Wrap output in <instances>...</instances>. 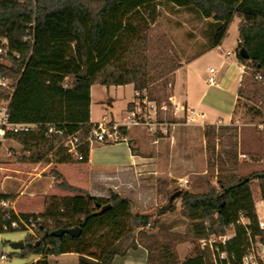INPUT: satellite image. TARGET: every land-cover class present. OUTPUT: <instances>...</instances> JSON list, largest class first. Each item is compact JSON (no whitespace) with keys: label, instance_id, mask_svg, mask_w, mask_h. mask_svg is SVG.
<instances>
[{"label":"trees","instance_id":"obj_1","mask_svg":"<svg viewBox=\"0 0 264 264\" xmlns=\"http://www.w3.org/2000/svg\"><path fill=\"white\" fill-rule=\"evenodd\" d=\"M160 3L213 19L207 31L205 51L220 45L229 25L235 18L239 19L235 54L244 65V74L238 96L244 94L246 68L254 75L264 76V0H0L3 50L0 77L8 78L14 85L11 96L8 89L0 86V99L11 97L8 105L11 121L40 124L35 130L12 133L7 138L20 143L28 151L29 160L50 162L49 154L55 163L87 160L92 84L132 83L135 98L159 103L166 97L165 88L171 82L169 75L180 65L170 66L169 57L154 53L149 43L148 26L155 19ZM3 39L6 43H2ZM240 48L245 49L246 56L240 53ZM258 92L254 89V93ZM49 125H55L63 134L45 136ZM232 129L215 124H206L203 129L207 172H212L215 185L208 183L206 191L201 193L174 191L157 215L172 212L175 209L172 198H179V213L188 222L180 239L222 235L225 228L233 226V237L219 248L240 258L248 231L251 237L259 235L264 240L249 188V180L257 178L264 198V170L239 172L236 142L216 152L214 140L221 138L220 131H229L226 137L231 139L235 136L230 133ZM126 130L122 128V133L126 134ZM75 132L80 141L81 161L66 153L61 143L64 136ZM52 174L58 180V187L75 194L50 196L40 213L16 214L10 210V218L6 219L5 211L0 210V233L13 230L9 228L12 219L31 220L40 239H36L34 232L29 234L22 254L39 255L33 264H50L49 256L66 253L77 254V264H111L116 255L125 252L124 242L134 229L151 226L149 214L132 213L130 199L112 191L106 198L95 197L68 185L55 169ZM7 197L0 194V199ZM107 204L109 208L99 213ZM241 215L248 220L244 225L240 222ZM71 227H78L80 234L49 235L52 230ZM101 229L106 230L110 241L99 243L94 239L95 231ZM132 245L134 242L129 244ZM157 258L159 264H212L210 255L199 250L178 260L167 243L160 247Z\"/></svg>","mask_w":264,"mask_h":264},{"label":"rangeland","instance_id":"obj_2","mask_svg":"<svg viewBox=\"0 0 264 264\" xmlns=\"http://www.w3.org/2000/svg\"><path fill=\"white\" fill-rule=\"evenodd\" d=\"M155 15V19L152 23H149L147 30L148 38L150 39L149 43L154 53L169 57L170 66L188 62L205 51L208 46L207 31L211 27L210 24L213 23L212 18H204L188 9L165 3L157 5ZM237 22L238 19L235 18L229 25L227 36L223 41V48L225 49L237 45ZM1 61L8 64L7 60L3 59ZM217 63V56L212 57L207 54L192 64L193 75H195L198 89L204 88L206 66L209 64L217 65ZM245 73V80L242 83L244 96L242 95L237 99L225 122L222 121L215 124L216 126L233 127L234 129L230 133L232 135L235 134V136L228 139L226 135L229 131H220L222 136L220 139L216 138L214 140V147L216 152H218L229 146L230 142H236L237 169L239 172L247 174L252 171L261 172L264 170V76L258 78V73L254 75L251 69L248 68H246ZM169 79L171 82L165 88L167 95L163 100L159 103L147 100L142 103V115H152L157 121L163 122L165 126H156L154 132L149 131L147 127L136 126L140 129V134H150L152 136L170 135L174 128L177 130L190 127V124L183 123L182 113L175 112L168 100L169 95H176L174 94L173 73L169 75ZM254 89H258L259 92L254 93ZM96 95L98 96V92H96ZM205 125L202 127L204 128ZM163 128H166V131ZM194 134L191 135L192 138L189 141H183L182 138L177 140L173 153L176 161L175 170L173 171L174 177L164 172L166 170L164 164L166 157L162 153L165 152L166 145L164 143L158 144V150L161 153L158 161L155 162L158 167L151 171L152 176L143 178L145 182L142 185L143 187L141 186L144 191L149 190L148 193L152 189L156 194V198L151 202L149 200L146 201L142 205L143 209L137 208L138 205L134 204L131 207L132 213L144 211V214H149L151 216V226L156 224L159 208L167 204L169 196L174 191L188 190L193 193H201L206 191L208 183L215 185V178L212 176V172H207L205 139L202 138L200 145L196 136L197 133ZM203 152L205 154L204 158ZM28 156V151L24 150L17 141L5 140L0 142V193L7 192L13 197L20 195L23 191L25 193L17 203L18 208L23 211H38L42 200V193L39 190V176L51 175L55 166L51 165L49 168L42 170L47 161L32 162L28 159ZM200 156L202 161L199 167L195 162ZM47 158L52 163H55L53 162V156L50 154ZM188 161L191 164V171L185 177L187 183L184 184L182 179L184 176L183 169L180 168L178 163H187ZM259 183L257 178L249 180V188L255 204L256 214L262 215L264 213V198L261 197ZM36 185L38 186L36 187ZM32 186L35 188H32ZM27 190L28 193L31 192L33 194V199L23 197L26 196L25 194L28 195L26 193ZM71 192L75 193L74 191ZM173 203L178 208L180 199L176 198ZM240 218L248 221L243 215ZM182 223L183 221L181 220L176 221L177 229H134L132 236L124 242L125 252L121 255H116L111 264H159L158 253L160 247H163L166 243L167 247L174 251L178 260H183L198 250L210 255L211 252L208 249L201 248L199 239L190 237H182L180 239V235L186 233L187 219L185 226ZM233 229V226H229L225 228L224 233L233 232ZM140 230L141 234L138 233ZM32 232L36 234L34 227L30 230L13 229L1 232L0 254L5 253L8 258L0 260V264H33V260L37 257L36 254H22V249H14L10 245L12 242L24 243ZM36 235V239H40V236ZM213 236L217 237L218 235L211 234L207 237ZM103 238L105 241L102 240ZM94 239L99 240V243L110 241L105 229L96 230ZM254 240L256 242H264L259 235H255ZM130 242H134V245L129 246ZM168 243H171L170 246ZM48 261L50 264H77L78 262L77 256L70 253L49 256Z\"/></svg>","mask_w":264,"mask_h":264},{"label":"crops","instance_id":"obj_3","mask_svg":"<svg viewBox=\"0 0 264 264\" xmlns=\"http://www.w3.org/2000/svg\"><path fill=\"white\" fill-rule=\"evenodd\" d=\"M223 41L220 45L206 50L192 60L181 63L173 72L174 94L177 95L174 96L179 100L176 99L203 113V117L197 123L188 124L190 126L188 128H180L177 130L174 128L170 135L158 136H152L150 134L143 135L140 134L138 127H130L126 130V140L112 143H90L88 158L84 162L52 163L50 161L45 164L42 170L53 165L62 179L72 187L86 191L92 196L104 198L108 197L110 191H112L122 197L130 199L132 205H138L137 208L143 209L142 205L146 201L149 200L151 202L156 198V194L152 189L148 193L149 190L144 191V189H141V186L145 182L143 178L152 176L151 171L158 167L155 164L158 161L159 154H161L158 150V144L164 143L166 145L165 152L162 153L166 157L164 160L166 170L164 172L174 177L173 171L175 170L176 161L173 153L177 140L182 138L183 141H189L192 138L191 135L197 133L198 143L201 145L202 138H204V128L202 126L204 124L225 122L239 98L237 91L241 85L242 75L244 74V65L238 61L235 54L238 45V31L237 45L225 49L223 48ZM207 54L212 57L217 56L218 63L217 65L209 64L206 66L204 81L209 75V68L213 67L215 69L217 85L208 86L205 81L204 88L198 89L195 75H193L192 64ZM96 92H98V96ZM134 99L135 91L132 83L110 86L92 84L90 86L89 120L91 123H96L102 119L117 120L124 112L130 109L131 105L133 107ZM5 140L12 139L6 138ZM202 154L204 158V152ZM201 161L202 158L200 156L195 162L196 165L200 167ZM178 164L183 169L184 176L182 179L185 181V177L190 174L191 164L189 161ZM39 177V190L42 193V200L40 201V209L38 211H23L18 208L17 203L25 193L23 191L20 195L13 197L7 192L0 193L8 196L2 199L9 200L16 214L40 213L43 211L45 200L50 196H69L75 194L70 190L58 187L56 185L58 180L53 174ZM184 181V184L187 183ZM32 188L35 187L32 186ZM26 193H28V190ZM25 195L23 197L32 198L33 194L30 192L28 195ZM175 199V197L172 198L173 201ZM174 205L175 209L172 212L158 216L154 226H146L144 229H177L178 227L175 223L178 220L183 221L182 224L185 226L186 219L180 215L179 207L177 208L175 203ZM136 213H144V211H136ZM70 254L77 256L75 253ZM39 257L37 256L35 260Z\"/></svg>","mask_w":264,"mask_h":264},{"label":"built area","instance_id":"obj_4","mask_svg":"<svg viewBox=\"0 0 264 264\" xmlns=\"http://www.w3.org/2000/svg\"><path fill=\"white\" fill-rule=\"evenodd\" d=\"M2 43H6L3 39ZM0 47V52H2ZM229 53V52H227ZM258 78H261L258 76ZM208 86L217 85L215 78V69L213 67L209 68V75L205 79ZM0 86L4 89L10 91V96L14 90V85L12 81L6 77H0ZM8 99H0V142L7 138V135L12 133L29 132L35 130L39 127V123L32 122H13L9 118L8 105L10 102ZM146 98H135L133 102V107L128 109L119 119H102L96 123H92L89 134L86 140L90 143L93 142H104L112 143L122 140H126L125 134L122 133V128L128 129L130 127L144 126L147 127L149 131L154 132L156 126H162L165 124L161 121H157L152 115H142V103H145ZM168 100L170 101L173 110L175 112H181L184 124L197 123L202 117L203 113L187 106L183 102L176 99L174 95H169ZM149 101V100H147ZM155 115V113H154ZM166 131V128H163ZM51 133L56 135H62V131L59 130L55 125H49L45 136ZM62 146L64 151L71 155L75 160L81 161L83 159L82 154L79 152L80 141L78 138V133L75 132L70 135L63 137ZM186 182V181H184ZM0 210L5 211L4 218H10V210H13L10 205L9 200L0 199ZM14 211V210H13ZM240 222L244 225L248 221H244L240 218ZM257 225L260 230H264V213L262 215H257ZM33 224L31 220L26 221L21 218L12 219L9 223V228L11 229H31ZM7 229V226H4ZM233 232H225L217 237H202L199 239V244L201 248L208 249L210 253V261L212 264H264V242H256L254 237H251L249 231L247 232L248 239L246 242L245 250L240 258H236L234 254H228L226 251L221 250L219 245H224L226 241L232 238ZM8 255L5 253L0 254V260H6Z\"/></svg>","mask_w":264,"mask_h":264},{"label":"water","instance_id":"obj_5","mask_svg":"<svg viewBox=\"0 0 264 264\" xmlns=\"http://www.w3.org/2000/svg\"><path fill=\"white\" fill-rule=\"evenodd\" d=\"M240 53L243 54L244 56H246V51L244 48H240ZM109 204L104 205L101 207V209L99 210V213L103 212L104 210H106L107 208H109ZM63 234H69L70 236H78L80 234V229L78 227H71V228H58L55 230H52L49 232L50 236H56L59 237ZM11 247H13L14 249H22L24 244L22 242H12Z\"/></svg>","mask_w":264,"mask_h":264}]
</instances>
